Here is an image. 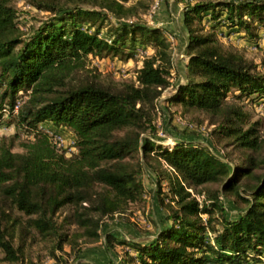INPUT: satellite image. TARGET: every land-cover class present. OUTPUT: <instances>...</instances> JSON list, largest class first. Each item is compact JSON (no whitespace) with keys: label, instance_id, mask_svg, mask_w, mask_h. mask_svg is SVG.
<instances>
[{"label":"trees","instance_id":"1","mask_svg":"<svg viewBox=\"0 0 264 264\" xmlns=\"http://www.w3.org/2000/svg\"><path fill=\"white\" fill-rule=\"evenodd\" d=\"M12 1L0 0V109L9 108L7 124L15 130L0 139L3 260L22 257V245L13 243L18 233L21 243L35 236L48 242L50 256L64 264L56 252L68 243L76 262L79 239L98 242L105 219L144 201L145 172L153 176L150 193L163 218L152 219L155 235L145 242L104 233L107 252L116 245L128 250L116 264L262 260L264 135L241 99H264V75L238 50L224 47L216 29L264 44V0H186L184 6L186 80L165 103L203 113L215 153L198 141L177 140L172 150L158 144L156 102L173 88L171 55L167 31L124 22L142 0L130 7L125 4L133 0H26L48 17L25 31ZM136 47L152 54L135 82L103 83L86 71L88 58L128 61ZM56 136L70 137L74 150L57 147ZM20 138L22 151L14 152ZM230 148L240 163L220 155ZM223 197L237 207L235 219L227 218ZM65 208L60 225L56 215ZM67 224L75 227L70 235L63 231Z\"/></svg>","mask_w":264,"mask_h":264},{"label":"rangeland","instance_id":"2","mask_svg":"<svg viewBox=\"0 0 264 264\" xmlns=\"http://www.w3.org/2000/svg\"><path fill=\"white\" fill-rule=\"evenodd\" d=\"M137 0L129 1L125 7H130ZM144 6H138L135 16L124 22L137 21L151 27H157L164 32V38L169 44V52L171 55L170 82L173 88H168L157 100V117L155 125L157 128L158 144L172 150L177 140L198 141L210 146V149L215 153L213 140L209 133L212 127L209 126L208 120L203 113L188 111L185 112L177 105L167 106L166 99L174 94V87L179 83H184L186 80L185 65L187 57L185 48L187 45V33L183 26V10L186 0H142ZM191 2L195 0H190ZM12 6L17 11V21L22 31L28 30L31 27H37L39 23L45 20L48 15L31 7L26 0H13ZM115 24V21L111 19ZM204 27L209 29V25L204 21ZM218 39L224 47L238 50L247 60L254 62L258 66V71L264 75V44L261 41L248 40L242 34H235L226 28L219 27L216 29ZM259 35L261 33L259 32ZM152 54L150 49H142L136 47L132 59L128 61L120 60L119 57L92 59L88 58L86 62V71H90L91 75L98 78L103 83H122L135 82L136 71L141 68L143 59ZM252 98L241 99L246 110L250 113L251 121L259 122V132L264 135V99L251 100ZM9 114L4 116L0 114V139L10 138L15 130L7 124ZM186 131L189 136L179 134V131ZM68 138V137H66ZM68 139H71L70 137ZM23 138L17 139L14 143V152H21L19 144ZM68 151V150H67ZM69 153V152H68ZM224 153V154H223ZM220 155L227 156L229 161L240 163L239 153L233 151L232 148L221 151ZM152 174L145 172L141 176L145 188L144 201L131 204L128 210L122 217H116L114 220H104V227L101 231V238L93 244H84L81 239L75 244V250H81V258L76 262L73 260L74 253L70 250L68 243L63 245L62 252H56L66 264H116L123 252L128 251L127 248L115 246L114 251L109 253L104 248V233L111 231L117 237H125L127 240L135 238L137 241L145 242L153 238L155 230L152 219L161 223L163 215L157 206L156 199L150 193L153 185L149 180ZM153 177V176H152ZM164 190L165 183H163ZM217 188L216 186L210 187ZM192 193V192H191ZM196 199L201 202L202 196L195 195ZM222 203L227 211L228 219L237 217L238 209L230 198H222ZM68 215V209L61 210L56 215L58 224H62L65 217ZM216 217L220 218L219 214ZM128 220V222L126 221ZM203 220L205 217L203 216ZM217 221H219L217 219ZM220 229V226H216ZM75 230L73 225H65L63 231H67L70 235ZM18 238V233L15 234L13 240L14 246L17 248L22 245V257L16 262H8L3 260L4 255L0 252V264H64L53 259L50 252V244L38 236L33 239H27L21 243ZM119 257V258H118ZM211 263V262H210ZM208 264V263H206ZM216 264V263H213ZM226 264V263H224ZM235 264V263H232ZM239 264H264V257L258 262L239 263Z\"/></svg>","mask_w":264,"mask_h":264},{"label":"built area","instance_id":"3","mask_svg":"<svg viewBox=\"0 0 264 264\" xmlns=\"http://www.w3.org/2000/svg\"><path fill=\"white\" fill-rule=\"evenodd\" d=\"M18 107H19V103H17L12 110L14 114L17 113ZM9 112L10 110L7 107H3L2 109H0V113L3 114L4 116L9 114ZM54 140L57 147L66 149L68 150V152H72L74 150L72 139H68L65 136H56ZM208 264H213V263H208Z\"/></svg>","mask_w":264,"mask_h":264}]
</instances>
